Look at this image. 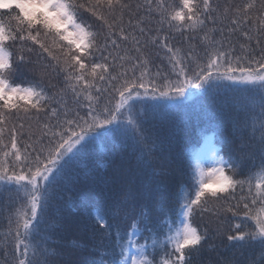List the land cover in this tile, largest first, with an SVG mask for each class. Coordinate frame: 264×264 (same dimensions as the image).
Wrapping results in <instances>:
<instances>
[{"label":"snow or ice","instance_id":"1","mask_svg":"<svg viewBox=\"0 0 264 264\" xmlns=\"http://www.w3.org/2000/svg\"><path fill=\"white\" fill-rule=\"evenodd\" d=\"M144 4L147 18L141 16L128 33L123 14L130 5L123 0H96L94 4L89 0L87 5L78 4L77 0H0V125H5L7 117L13 115L20 119L21 111L25 115L33 110L37 114L50 111L56 116L58 108L53 103L59 104L57 96L63 98L69 91L77 101L83 96L88 102L85 115L77 111L72 119L59 122L54 130L44 133L46 143L39 147L26 145L23 153L18 147L15 126L10 130V148L3 138L4 128L0 127V150L7 149L2 153L4 159H0V214L7 213L4 218L8 222L0 248L4 264H80L65 251L83 249L85 245L76 239L66 242L77 221L71 216V197L65 198L63 193L78 183L76 167L88 158L89 146L98 139L131 146L139 151L146 165L158 162L152 171L154 178L169 177L180 166L171 155V145L165 148L159 128L163 119L186 104L192 95L187 91L190 87L201 90L200 95L206 99L233 84L246 86L245 95L239 98V113L243 115L232 118L230 136H216L220 147L213 153V166L205 169L197 163L191 187L177 188L170 202L156 199L151 185L158 180L154 179L139 187L124 185L118 191L105 193L106 210L94 207L84 213L91 221L87 225L88 239L93 241L89 248L93 258L87 264H157L156 253L165 249L159 264H193V256L199 257L205 250L228 248L233 250L231 257L217 255L215 261L207 259L200 264H264V49L259 59H248L247 67H233V50L224 49V42L214 39L210 34L214 29L203 31L208 22L215 23L211 13L216 9L211 0H144ZM142 7L137 5L138 10ZM117 8L119 16L115 14ZM254 10L258 15H251ZM85 13L90 16L81 19ZM153 21L157 27L144 26ZM95 22L108 29L106 35L93 30ZM132 24L130 19L129 25ZM231 24L236 26L233 32L241 25H249L243 37L251 40L254 29L259 44L264 37V0H260L259 7L256 0L237 6ZM172 30L203 32L200 40L205 45L206 63L194 57L191 50L183 55L180 49L170 46L168 33ZM42 34L45 39H41ZM49 36L51 45L45 42ZM113 37L131 41L133 48L126 49L125 55L113 57L110 66L104 52L109 46L120 47ZM152 47L164 50L172 69L170 75L175 79L160 77L159 72L156 76L163 84H157L155 78L145 79L150 62L148 49ZM128 51L134 55H127ZM97 52L104 63L92 62ZM117 60L122 62L121 67L132 60L137 63L132 64L131 78L113 86L110 98L101 106V97L93 98L91 89L96 87L94 81L106 79L102 73L110 72ZM192 62L196 63L194 69ZM138 67H143L139 77L135 72ZM52 74L63 76V87L59 93L49 95L48 89L56 88L51 82ZM127 74L125 71L111 76V81ZM17 77L22 78L21 82H16ZM96 90L100 92L98 87ZM23 127L21 124L20 128ZM43 127L49 129L48 124ZM29 148L32 152H28ZM225 148L231 162L220 155ZM9 157H14L12 164L7 162ZM245 166L247 174L238 179ZM245 185L247 195L235 206L220 203L228 197L235 199L236 188L243 190ZM13 204L17 206L12 208ZM173 212L178 222L170 221ZM208 213L215 220L194 223L195 216L203 221ZM226 213H232L231 219H243L225 229L230 218L221 216ZM109 218L118 223H109ZM98 231L103 233L101 241L110 242L109 247L96 246ZM10 238L14 240L11 254ZM210 240L213 242L207 243Z\"/></svg>","mask_w":264,"mask_h":264},{"label":"trees","instance_id":"2","mask_svg":"<svg viewBox=\"0 0 264 264\" xmlns=\"http://www.w3.org/2000/svg\"><path fill=\"white\" fill-rule=\"evenodd\" d=\"M96 0H91V3H95ZM246 0H211L213 9L216 11L212 12L211 15L215 18V23L208 22L206 28L203 31H208L209 29H214V33H210L214 36L217 41L224 42V49H230L232 51V61L233 67L237 65L247 67L248 59L255 56L259 59L261 54V49H264V37L260 38L259 44H257V36L254 29L251 30L252 39L247 40L243 37V32L245 29L249 28V25H241L235 32L232 31L235 25L231 24L233 18V12L237 6L245 3ZM77 3L89 4V0H77ZM123 3L130 5L128 9L124 10L123 14V25L125 31L131 33L135 22L140 19L141 16L147 18V6L144 4V0H123ZM257 7L260 5V0H256ZM137 5H144L141 9H137ZM100 11L107 14L105 8L99 9ZM227 10V11H226ZM117 16L120 15V9L117 8L115 11ZM251 15L256 16L258 13L254 10ZM89 13H85L81 19H88ZM132 20L133 24L129 25V20ZM94 20V18H91ZM91 22V21H89ZM111 22V18H109ZM145 27L155 28L157 25L153 21L151 25H144ZM94 31H101L105 35L108 29L102 26L101 22H95ZM117 32V37L119 34V28L115 29ZM137 36H139L138 29L136 31ZM155 34V33H153ZM203 32L193 33L181 32L177 30H172L168 33V40L170 46L174 49H180L183 55L191 50L194 57H198L206 63L205 57V45L201 42L200 36ZM117 37V43L120 45L118 49H114L111 46L104 52L105 56H108L109 65H113V57L117 55H125L126 49H132L133 45L131 41H122ZM41 39H45L43 34ZM101 42L104 40V35L100 37ZM45 42L49 45L52 43V37L49 36ZM243 45V48L241 47ZM13 47H16L15 45ZM221 49V50H224ZM150 62L146 67L148 68V76L145 77L146 80L152 78L156 79L157 84H163V80L160 77H167L168 79H175L174 75H170L172 72L171 65L168 62V58L165 55L163 49L159 47H152L148 49ZM54 54L59 55V53L54 52ZM127 55L132 56L134 53L128 51ZM237 57L240 59L237 61ZM36 55L33 53L32 59H35ZM92 62L104 63L105 61L101 57L100 53H96V60ZM122 62L117 60L115 66L111 68L108 73H102L105 75L106 79L100 81L97 79L94 81L96 87L91 89V94L93 98L101 97V106H103L110 98V93L113 91V86L118 87L123 79H130L132 72L130 71L132 64L137 63L136 60L124 63L121 67ZM196 66L195 62H192L191 67L194 69ZM100 70H98L99 72ZM125 71L128 72L127 76L122 77L119 80L111 81V76L120 75ZM143 71V67H138L135 69L136 76L139 77L140 72ZM160 73V77L156 76V73ZM21 77H17L16 82H21ZM48 80L46 79L44 83L47 85ZM53 84H56V88L48 89L49 95L52 92L59 93L60 88L63 87V76L56 77L52 74ZM225 84H230L232 82L223 81ZM100 89L97 92L96 88ZM245 85L233 84L232 88L220 89L214 96H209L204 98L200 95L201 90L190 87L187 89L189 93H192L188 97V101L185 105L175 108L159 125L160 134L165 139V148L171 145V155L174 161L179 162L180 170L173 172V174L166 178H154L152 176L153 168H155L158 162L151 166L146 165L140 159V153L138 150H134L131 146L122 147L114 144L109 140H96V142L89 146L88 148V158L86 160H81L76 167V171L79 172V181L75 185L71 186L70 191L63 193L65 198L71 197V216L77 221L76 226H74L71 233H69L67 240L76 239L78 242H82L85 247L83 249H65L66 252L71 254V259L79 261L80 264H87V261L93 258V254L89 251L92 246L93 241L88 239L89 229L87 225L91 224V221L84 215L86 211H90L94 207H100L102 211L106 210L105 193H113L118 191L124 185H134L136 187L141 186L142 183L149 181L150 179L158 180V183H152V188L155 189L156 199H165L171 201L173 194L176 189L183 186L185 190L189 189L193 183V166L191 162V153L194 149L198 148L204 135L211 134L213 138V143L219 149L220 145L216 139V136L222 133L225 136H230L232 133V123L233 117L239 115L242 117V113H239L240 97L244 94L243 89ZM106 90V91H105ZM57 100L60 101L59 104L53 103V107L58 108V113L56 116H52L50 111H43L37 114L34 110L25 115L22 111L18 114L21 118L18 119L15 115L7 117V123L5 125H0L4 128L3 138L6 144L11 146V136L10 130L13 126L16 128L18 147L21 152H24L26 145H33L34 147H39L40 143H46L47 137L44 133L48 130H54V126L61 121L66 119H72L77 111L80 115H85L87 112V100L83 96L80 97L79 101L74 98V95L69 91L63 98L57 96ZM83 104L85 107H78V104ZM68 113L67 115L65 113ZM23 124V129L20 125ZM48 124L49 129H44L43 125ZM22 133V134H21ZM7 149L0 150V159L3 158V151ZM28 152H32V148L28 149ZM33 156L35 153H32ZM225 159H229L230 154L227 148L224 152H221ZM231 155H236V153H231ZM14 157L7 158V162L12 164ZM229 162L231 160L229 159ZM175 167V164H174ZM247 166L244 167L242 174L237 176L238 179L243 178L247 174ZM247 195V186L244 189L238 186L234 193L235 199L228 197L227 201H221L225 206L227 203H231L235 206L241 201V197ZM250 202V201H244ZM215 203V202H214ZM17 205L13 204L12 208ZM260 206L257 205L258 209ZM11 211V208L9 209ZM241 213L244 211L243 202L240 203ZM7 213L0 214V248L4 244V232L8 228V222L6 217ZM226 215L230 219L225 223V229L231 223L240 222L243 217H238L236 219H231L232 213L222 214ZM171 222H178L177 215L175 212L170 214L169 217ZM209 219L215 220V217L211 213L205 214L203 221L199 215L193 218L194 223H203ZM109 223H118V221H113L109 218ZM251 226V221H249ZM126 227V224L122 225ZM215 225H213L214 227ZM102 232L98 231L95 239V244L97 247H109L110 242L108 240L101 241ZM141 242H143L141 240ZM213 241H208L207 243H212ZM219 243V239L215 241ZM14 240L9 241L8 249L9 253L13 249ZM207 244L205 245V249ZM164 251H158L156 253V261L159 264L161 257L164 255ZM217 255L221 257H231L233 255V250L228 249H217L214 252L203 251L199 257L193 256V264H200V261L211 259L215 261ZM0 264H4V259L0 258Z\"/></svg>","mask_w":264,"mask_h":264},{"label":"rangeland","instance_id":"3","mask_svg":"<svg viewBox=\"0 0 264 264\" xmlns=\"http://www.w3.org/2000/svg\"><path fill=\"white\" fill-rule=\"evenodd\" d=\"M215 151H217V147L213 143L212 135H204L201 145L198 148L194 149L191 153L193 171L197 163L201 164L205 169L212 167V161L214 159L213 153ZM197 156H200L201 158L197 160Z\"/></svg>","mask_w":264,"mask_h":264}]
</instances>
